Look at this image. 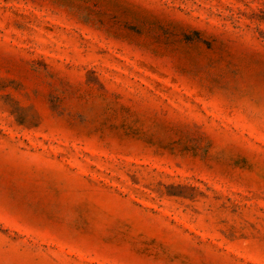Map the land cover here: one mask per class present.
Listing matches in <instances>:
<instances>
[{
    "label": "rangeland",
    "instance_id": "obj_1",
    "mask_svg": "<svg viewBox=\"0 0 264 264\" xmlns=\"http://www.w3.org/2000/svg\"><path fill=\"white\" fill-rule=\"evenodd\" d=\"M0 264H264V0H0Z\"/></svg>",
    "mask_w": 264,
    "mask_h": 264
}]
</instances>
